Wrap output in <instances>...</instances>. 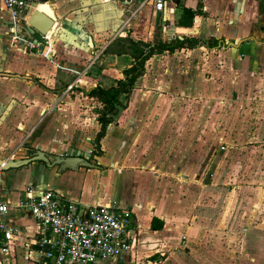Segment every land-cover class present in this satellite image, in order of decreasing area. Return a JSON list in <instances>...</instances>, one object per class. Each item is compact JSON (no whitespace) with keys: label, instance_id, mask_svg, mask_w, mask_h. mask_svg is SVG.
<instances>
[{"label":"crops","instance_id":"obj_1","mask_svg":"<svg viewBox=\"0 0 264 264\" xmlns=\"http://www.w3.org/2000/svg\"><path fill=\"white\" fill-rule=\"evenodd\" d=\"M42 3L13 19L0 0V158L41 149L55 162L0 168V197L18 231L15 261L36 264L39 256L24 244L37 223L16 207L33 184L80 203L132 208L123 264H264V41L256 38H264V0H172L162 11L123 0H47L56 21L50 41L28 24ZM184 7L196 10L191 26L177 23ZM177 36L219 42L149 57L97 155L101 103L85 92L111 86L130 63L114 51L116 39ZM240 38L249 40L221 47ZM24 39L42 40V49L24 51ZM71 149L93 165L58 163ZM203 172L213 174L201 180Z\"/></svg>","mask_w":264,"mask_h":264},{"label":"built area","instance_id":"obj_2","mask_svg":"<svg viewBox=\"0 0 264 264\" xmlns=\"http://www.w3.org/2000/svg\"><path fill=\"white\" fill-rule=\"evenodd\" d=\"M170 1L123 0V3L149 4L156 11H162ZM36 2L4 0V6L16 19L23 9ZM41 39L50 41L51 37L41 35ZM42 40L24 39L23 50H39ZM78 80V77L75 78L73 84ZM16 207L30 214L37 223V236L24 243L28 253L35 245L34 249L39 253L36 264H98L102 260L123 264L124 255L131 250L135 227L132 208L121 207L117 203L109 206L80 203L64 198L52 189L38 188L33 184L24 188ZM8 214L9 205L0 197V264H19L12 250L18 231Z\"/></svg>","mask_w":264,"mask_h":264},{"label":"trees","instance_id":"obj_3","mask_svg":"<svg viewBox=\"0 0 264 264\" xmlns=\"http://www.w3.org/2000/svg\"><path fill=\"white\" fill-rule=\"evenodd\" d=\"M196 10L184 7L178 19L179 26H191ZM221 41V40H220ZM219 39L211 36L207 40L198 37H175L170 40L156 39L152 42L133 40L130 37L117 38L115 41L117 53H128L131 56L130 63L122 69V76L114 81L109 87L96 85L88 89L86 95L95 98L101 103L97 110L99 130L94 139V148L97 155L101 153L100 140L105 135L107 125L116 122L117 111L125 106L127 97L133 88L136 79L145 71V61L154 54L174 52L181 48H193L205 45L213 48ZM154 226V225H153Z\"/></svg>","mask_w":264,"mask_h":264},{"label":"water","instance_id":"obj_4","mask_svg":"<svg viewBox=\"0 0 264 264\" xmlns=\"http://www.w3.org/2000/svg\"><path fill=\"white\" fill-rule=\"evenodd\" d=\"M42 3L40 6H34L36 8L33 14L30 16L28 20V24L35 29L39 34L46 35L49 37L54 36V30L56 28V21L53 16L52 10L48 4L45 3L47 0H41ZM249 40L248 38H240L236 41H225L224 44L221 45L222 48L226 47H237L240 43ZM26 154L29 155L30 151L26 150ZM66 154V153H65ZM60 159L58 163H75L79 160L83 161L82 164L84 166H92L93 163L90 158V154L86 156L78 151L77 149H71L65 156H56V159ZM42 161L45 162L48 166H52L55 162H50L49 158L41 149H37L35 152L31 153L30 156L26 159H2L0 158V168L6 170L9 168H17L20 166H25L30 162ZM70 166V165H67ZM79 166V165H78Z\"/></svg>","mask_w":264,"mask_h":264},{"label":"rangeland","instance_id":"obj_5","mask_svg":"<svg viewBox=\"0 0 264 264\" xmlns=\"http://www.w3.org/2000/svg\"><path fill=\"white\" fill-rule=\"evenodd\" d=\"M254 33H256V31H254ZM251 34H253L252 32H251ZM254 35V34H253ZM256 37V36H255ZM258 40H263L264 41V38L263 37H261V38H258V37H256ZM41 47H42V45H41ZM42 48H40V50H41ZM83 84V83H82ZM231 128H232V131L234 130V126H231ZM240 128L238 127V130H239ZM241 131H243V129H241ZM234 143H237V142H234ZM221 142H219L218 140H217V147H216V153L218 154V155H220V154H222V153H220V152H223L224 151V149L223 148H220V146H221ZM239 144H242L243 145V142H241V143H239ZM233 145V144H232ZM218 158V157H217ZM211 175L212 176V174L213 173H207V172H203L202 174H201V180L203 179V180H208V178H210V177H208V175ZM229 182H231V183H233L232 181H229ZM228 182V183H229Z\"/></svg>","mask_w":264,"mask_h":264}]
</instances>
